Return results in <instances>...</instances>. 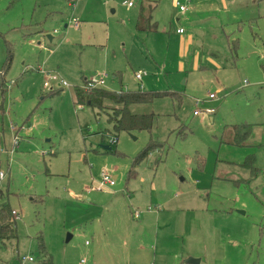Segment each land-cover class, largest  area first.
I'll list each match as a JSON object with an SVG mask.
<instances>
[{
	"label": "rangeland",
	"instance_id": "1",
	"mask_svg": "<svg viewBox=\"0 0 264 264\" xmlns=\"http://www.w3.org/2000/svg\"><path fill=\"white\" fill-rule=\"evenodd\" d=\"M175 1L0 0V204L16 212L0 264H120L96 221L139 223L140 203L177 220L179 250L162 248L161 262L185 264L196 243L203 250L201 234H217L225 254L201 264H264V0H179L185 12ZM143 3L155 31L136 29ZM48 74L65 84L43 86ZM99 80L160 92L133 107L154 113L150 130L115 133L107 111L73 103L74 87ZM236 124L250 126L243 145L229 143ZM149 142L157 147L131 167ZM103 171L122 190L109 202L85 189ZM153 251L134 264H156Z\"/></svg>",
	"mask_w": 264,
	"mask_h": 264
},
{
	"label": "crops",
	"instance_id": "2",
	"mask_svg": "<svg viewBox=\"0 0 264 264\" xmlns=\"http://www.w3.org/2000/svg\"><path fill=\"white\" fill-rule=\"evenodd\" d=\"M144 5H149L151 6V4L149 3H143ZM142 5V4H141ZM140 5V7H141ZM133 4L129 7H132ZM139 7V9H140ZM139 12V10H138ZM138 12H137V16H136V24H137V18H138ZM137 29V26H136ZM138 30V29H137ZM142 31V30H139ZM177 32V31H176ZM178 33V32H177ZM181 34V33H178ZM49 40H52L53 37L51 35H49ZM43 85V84H42ZM75 88V87H74ZM72 100L74 103V89L72 90ZM109 150V149H107ZM106 150V151H107ZM134 159V158H133ZM133 167V166H131ZM135 175V170H130L128 172V176H132ZM115 180L114 185L112 186H105L103 189L101 190H97L95 188H92V184H95L98 182L99 178H100V173L92 178L91 184H89L88 186H86V192H90L91 194H94L93 198L94 199H98L99 195H101V193H103V195H101V197H103L106 201H110L112 196L115 194V192H119L122 191L121 188L119 189H114L113 186L116 185V176L113 175L112 176ZM139 182L143 183L144 179L143 177L139 178ZM126 187V186H125ZM93 190V191H90ZM82 198H86L84 195L82 196ZM86 199H90L89 197ZM113 202V201H111ZM142 205V211H140L138 208V210H134V212L136 211L138 213V215L140 214V212L145 213L146 215L144 216L143 220L141 222H134L133 220H130L129 218H124L121 221H118L117 218L113 217L111 219L106 218L105 216H100L99 219L96 221L98 222V225L103 228V233L104 231L108 234H104L105 239L107 240V245L109 247V249L112 251V254L117 256L119 258V260H121L120 264H134L135 261L140 260L139 257H142V254L144 253V251L148 250L151 252V247H153L154 251H153V256L156 260V264H167L164 262H161L158 260L159 258V253L161 254V249L163 248L165 251H163V254H172V256H176L177 252H178V248H177V237L175 236V232H174V228L177 226V220L176 218L172 215V212L170 210H164L163 212H159L163 210V207L159 206H154L155 210H158L157 215H153L152 210H147L150 208H153V206H149V204L147 205L148 208H146V205H144V203H140ZM110 205V204H109ZM109 205L106 206L104 209H106L108 211L109 209ZM150 207V208H149ZM132 215L134 217H137L138 215H134V213L132 212ZM152 221H154L152 229L151 227H148V223H151ZM160 227H164L165 228V234L162 235L163 238H160V233H159V228ZM148 228V230H147ZM184 223H183V227H182V235H180L179 237L183 238L185 236H187L186 234H184ZM201 230H199V233L193 237L190 235V237H192L190 240H198V236L201 234ZM99 236H102L101 234ZM103 236V238H104ZM178 237V238H179ZM201 238L203 241V250L199 249L200 245L198 243H196V245L194 246V252L189 251L188 253H185L183 255L184 258H188V257H194V258H198V263L196 264H201L203 261V256H206V258L208 259V257L210 255L216 256V255H224L225 251H224V245L222 243H220V237L217 234H213L212 238H209L207 240L204 239V235L201 234ZM212 239L213 242H212ZM87 242V241H86ZM85 242V243H86ZM190 242V241H189ZM105 243V242H104ZM164 243V245H162ZM194 243V241H193ZM87 244H89L87 242ZM161 244V247H160ZM219 245H221L222 247H219ZM191 246H193V244H191ZM192 249V247H191ZM200 250V252L198 251ZM182 255V254H181ZM180 255V256H181ZM151 257V254H150ZM82 260V259H81ZM185 264H194V263H190L187 261H184ZM86 263V260L84 259V264ZM93 264H99L97 262V259H93L92 260ZM118 264V263H117ZM153 264V263H151Z\"/></svg>",
	"mask_w": 264,
	"mask_h": 264
},
{
	"label": "trees",
	"instance_id": "3",
	"mask_svg": "<svg viewBox=\"0 0 264 264\" xmlns=\"http://www.w3.org/2000/svg\"><path fill=\"white\" fill-rule=\"evenodd\" d=\"M153 6L142 4L137 18V29L142 31H155L156 24L152 22ZM11 61V51L8 49L5 60L7 69ZM5 81L2 82V84ZM161 95L160 92L150 90H120L119 92L110 91L104 87L84 88L76 86L74 88V104L90 105L92 108L107 111V119L112 124L115 133L126 131L133 133L142 130H150L154 113L152 111H137L133 107L143 106L151 103ZM229 143L243 145L250 137V126L247 124L231 125ZM157 145L149 142L133 159L132 166L139 160L148 155ZM2 190L0 189V194ZM16 238L15 217L12 209L7 203L0 204V241L10 243ZM41 253H45L44 246L40 245ZM43 264H52L49 259Z\"/></svg>",
	"mask_w": 264,
	"mask_h": 264
},
{
	"label": "built area",
	"instance_id": "4",
	"mask_svg": "<svg viewBox=\"0 0 264 264\" xmlns=\"http://www.w3.org/2000/svg\"><path fill=\"white\" fill-rule=\"evenodd\" d=\"M125 4L127 6H131L133 3H132V1H129V2L125 3ZM175 5L178 7V10L180 12H185L188 9L187 5L184 4V3H182V2H180L179 0H176L175 1ZM72 22H73V24L76 27L80 26V22L78 21L77 18H73L72 19ZM176 31L178 33H182L183 32V29L182 28H178ZM47 77H48L47 78V81H44L43 82V86H45V87H49L51 81L52 82H55L58 87H60L61 85H64L65 84V82L63 80L59 79L55 74H48ZM141 77H142V73L140 71H138V72L135 73V78L136 79L141 80ZM48 79L50 81H48ZM83 86H84V88H93V87H101L102 85H101V80H99V81H95V82H87ZM208 96H209V98H213L214 97V95L212 93H209ZM198 102L199 101L197 100L195 103L197 104ZM197 112L198 111L195 110L193 113L194 114H197ZM1 175H2V173L0 172V176ZM114 182H115L114 178L112 176H110L109 174H107L106 172L103 171V172L100 173V178H99L98 182L92 188H95L97 190H101L105 186H112V185H114ZM157 208H159V206ZM12 214L15 217L16 212L14 210H12ZM134 215L136 216V215H138V213L135 211L134 212ZM28 261H32V258L31 257H28ZM81 263H84V259L81 260Z\"/></svg>",
	"mask_w": 264,
	"mask_h": 264
},
{
	"label": "water",
	"instance_id": "5",
	"mask_svg": "<svg viewBox=\"0 0 264 264\" xmlns=\"http://www.w3.org/2000/svg\"><path fill=\"white\" fill-rule=\"evenodd\" d=\"M49 38V34H47V36ZM105 149H109V147L105 148ZM70 237V235L68 234L67 237H66V240H68V238ZM187 262H190V263H198V258H194V257H189L188 259H186Z\"/></svg>",
	"mask_w": 264,
	"mask_h": 264
}]
</instances>
